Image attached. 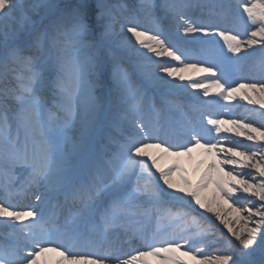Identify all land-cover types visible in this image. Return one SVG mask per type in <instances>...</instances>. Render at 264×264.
<instances>
[{
	"label": "snow or ice",
	"instance_id": "6c2138e0",
	"mask_svg": "<svg viewBox=\"0 0 264 264\" xmlns=\"http://www.w3.org/2000/svg\"><path fill=\"white\" fill-rule=\"evenodd\" d=\"M257 51L264 0H0V264H264V111L177 99L264 110L226 71Z\"/></svg>",
	"mask_w": 264,
	"mask_h": 264
},
{
	"label": "rangeland",
	"instance_id": "374dc122",
	"mask_svg": "<svg viewBox=\"0 0 264 264\" xmlns=\"http://www.w3.org/2000/svg\"><path fill=\"white\" fill-rule=\"evenodd\" d=\"M238 3H234L233 2V5L234 6H237ZM237 10V9H236ZM236 10L233 12L234 14H236ZM198 15V14H197ZM195 14V16H197ZM195 18V17H194ZM142 22H144L146 24V26L148 27H151V24L150 22H146L145 19L142 20ZM143 27H145V25H143ZM243 27L244 26H241V30H243ZM172 39L173 41L176 42V38H175V35L173 33L172 35ZM217 40H219V38L217 37L216 38ZM183 43H187L185 41H180V45L185 47L183 45ZM199 43V42H198ZM220 43L222 44V41H220ZM200 44V43H199ZM186 48V47H185ZM188 49V48H187ZM190 50V49H189ZM192 52H195V53H198L200 51V49H196V50H191ZM226 51V49H225ZM231 55V54H229ZM153 59H155V57H153ZM258 59H259V51H257L255 53V55L253 56H249V57H246V58H243L241 59L239 62L237 63H230L227 68H226V71L229 73V76H230V79L231 81L233 82V86H235V82H241L240 79L238 78V75H241V74H246V73H252V72H259L260 73V78L261 80H264V69H261V67L259 66L258 64ZM252 66H248V64H252ZM252 81V80H250ZM212 90H210L211 92ZM193 92H196V93H199V99L200 100H214V101H217V104L215 106V113H216V116L215 118H218V119H223L221 116H220V113L219 111H226L228 113L229 116H227L225 118V120L227 119H234V115L233 113L236 112V109L238 108V106H241V105H236L234 107H225V108H222L220 105H219V101L220 102H227V101H224L222 99H220L219 97L215 96L214 94H211L209 97H204L203 94L200 92V90H196V89H191V88H188L186 92H181V93H178L177 94V99H179L180 103L182 104H187L190 100H191V97L187 94V93H193ZM157 102L159 103L160 102V99H159V94H157ZM48 103L51 104V99L49 98L48 100ZM256 106H253L251 108L253 109H256L258 117L259 118H262L260 116V112L264 111V110H261L259 109V106H257L256 108H254ZM180 119V115L179 113H175V112H169L167 110L164 111L163 113V120L165 121H168V122H174V121H178ZM255 126V125H254ZM225 127H227V125H225ZM222 136H228V137H231L232 140H240L243 144L245 145H248V144H252L253 142H250V141H247L244 139V137H237L235 136L234 133H222L221 134ZM105 143H107V141L105 140L104 141ZM228 167H231V166H228ZM245 171H248V170H245ZM27 170L24 169V168H21V167H17L15 170H14V174L16 175L17 177V174H24L26 173ZM43 189L41 188L39 191H42ZM39 191H37L36 194H39ZM28 201H29V204H32V203H35V196H30L28 198ZM176 206L180 207V206H183L181 204H177ZM196 212L197 213H200V212H203V211H200V210H197L196 209ZM196 214V213H194ZM204 215L206 216L207 214L204 213ZM215 222V224L223 231L226 232V229H223V226L218 224L215 220H213ZM3 230H0V232H2ZM0 241L2 242H7L5 239H4V236L3 235H0ZM220 245H216L215 248H219ZM142 247H140L139 249H142ZM213 247H209L208 248V252L211 250V249H215Z\"/></svg>",
	"mask_w": 264,
	"mask_h": 264
},
{
	"label": "bare ground",
	"instance_id": "6f19581e",
	"mask_svg": "<svg viewBox=\"0 0 264 264\" xmlns=\"http://www.w3.org/2000/svg\"><path fill=\"white\" fill-rule=\"evenodd\" d=\"M229 2H230V4L232 5V13L237 9V6H234L233 5V2L234 3H238V0H229ZM242 11V10H241ZM198 14V15H197ZM196 17H198L199 16V12L197 11L196 12ZM233 15H235L234 13H233ZM245 19H246V17H245ZM144 20V19H143ZM145 21L146 22H149L147 19H145ZM143 25H145V27H148V26H146V24L144 23V22H142L141 21V26L143 27ZM225 26H227V27H232V25H231V23H228L227 25H225ZM173 33H174V30H173ZM181 41H185V40H181ZM173 42H175V41H173ZM185 42H187V43H183V45L186 47V48H188V49H190V50H196V49H200L201 48V44H199L197 41H191V40H189V41H185ZM253 65V63L252 64H248V66H252ZM261 76H260V73L259 72H252V73H246V74H241V75H238V78L240 79V81L241 82H243V81H250V80H256V81H260L261 80V78H260ZM250 96H251V98L252 99H256L257 98V96H258V94H250ZM219 105L222 107V108H225V107H234V106H236V105H241V106H238V108L236 109V112L235 113H233V115H234V119H247V120H255L257 123L262 119V118H259L258 117V113L257 112H253V111H251L253 108H251L252 107V105L253 106H258V105H255V104H248V102L246 101V100H243V99H241L239 96L236 98V100H234V101H227V102H220L219 101ZM256 107H254V108H256ZM219 113H220V116L223 118V119H225L227 116H229L228 115V113L226 112V111H219ZM258 114V115H257ZM256 126V125H255ZM227 127H231L230 125H227ZM229 133H233V132H229ZM213 135H216L215 133H213ZM13 181H15V180H13ZM16 182V181H15ZM18 183V182H17ZM205 195H208V196H210L211 195V190L209 189L206 193H205ZM241 203H244V201H241ZM24 204H28V202H24ZM197 210H200V211H203L204 212V210L203 209H199V207L198 206H195V205H193ZM222 206L223 207H225L226 208V205H223L222 204ZM205 214H207L206 216H208V217H211V219L212 220H215V217H212L211 216V214L210 213H206V212H204ZM218 224H219V221H216ZM4 231V230H3ZM121 235V234H120ZM132 244H130L129 245V247H127L126 249H125V251L126 252H133V249L135 248V246L137 245V243L135 242V241H132L131 242ZM214 250L215 249H211L210 251H209V254H212L213 252H214ZM45 259L48 261V264H54V262H55V260H57L58 259V257L54 254V253H48V254H46V257H45Z\"/></svg>",
	"mask_w": 264,
	"mask_h": 264
}]
</instances>
